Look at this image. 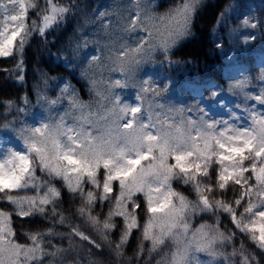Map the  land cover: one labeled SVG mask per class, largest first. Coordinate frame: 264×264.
I'll use <instances>...</instances> for the list:
<instances>
[{"label":"clouds","instance_id":"clouds-1","mask_svg":"<svg viewBox=\"0 0 264 264\" xmlns=\"http://www.w3.org/2000/svg\"><path fill=\"white\" fill-rule=\"evenodd\" d=\"M208 3L0 0V57L19 86L0 95V264H264V74L202 94L225 116L144 75L183 64ZM49 56L66 70L49 72Z\"/></svg>","mask_w":264,"mask_h":264},{"label":"trees","instance_id":"trees-1","mask_svg":"<svg viewBox=\"0 0 264 264\" xmlns=\"http://www.w3.org/2000/svg\"><path fill=\"white\" fill-rule=\"evenodd\" d=\"M241 1L242 0H234V3L232 4L230 0L228 8H225L224 5L226 0H209V3L204 7L203 11L198 14L197 22L194 25L197 35L185 41L178 49H176V54L184 58L183 64H178L175 65L174 68H172V66L171 68L166 69L177 74V80L179 83H182L184 79L192 77H197L199 80L203 78L212 79L216 83H223L228 79L223 75L222 68L227 64L233 63L234 60H239L245 64L244 69L241 72H250L256 69L257 76L263 74L264 68L252 64L250 53L264 52V21L263 19H260V21L257 22L256 29L245 26L243 24V19H240L239 13L234 7L235 4ZM88 2L91 4L93 3V0H88ZM165 2L166 0H161V5L163 6V3ZM237 21H239V27L234 29L231 33L228 32V25L235 24ZM213 24H215V27L210 32L209 27ZM72 27V22L69 21L65 27L59 31L58 35L55 32L51 33L56 37L55 42L51 45L53 49L56 47V44L63 40L67 33L71 31ZM247 29H251L255 32V40L252 43L240 44L239 37L243 36L242 33ZM35 39L36 38L34 37L33 40L35 41ZM218 40L224 41L220 48L214 46ZM229 50H231V55L230 58H227V52ZM27 52L28 57L25 72L30 73L32 61L35 57L33 56L30 47L27 49ZM40 63L48 68L49 72L66 70L61 64H55L53 66L51 56L48 58L41 57ZM180 67L184 70L183 75H180L179 73ZM14 68L15 65L9 63L8 58H0V95H9L13 92L14 88L16 91L19 90V86L16 85L15 81L8 80L9 70ZM159 68L160 66L152 69H145L144 75L154 76ZM73 83L80 86L81 89L83 88L79 81L75 80V77H73ZM183 95V103L191 100L190 97H188L187 91L183 90ZM170 99L177 102L175 96ZM0 136H3V134H0ZM25 219L27 220V218ZM28 222L33 225L44 223L39 218H33ZM21 232H23V228H21ZM77 239L79 238L77 237ZM65 243L67 242L65 241Z\"/></svg>","mask_w":264,"mask_h":264},{"label":"rangeland","instance_id":"rangeland-1","mask_svg":"<svg viewBox=\"0 0 264 264\" xmlns=\"http://www.w3.org/2000/svg\"><path fill=\"white\" fill-rule=\"evenodd\" d=\"M238 8L240 13V18H250L252 23L259 22V16H264V2H259L258 0H243L241 3L235 5ZM259 14V16L257 15ZM259 19V20H258ZM258 20V21H257ZM243 35L253 36L255 37V33L251 30L244 31ZM230 52H228V55ZM253 58V63L258 67H264V53L255 52L251 54ZM243 68L242 62H236L234 65L226 66L223 68V75L228 79L237 75L241 69ZM181 71V70H180ZM153 77H156L163 81L164 79L171 80V87L169 89L168 97L172 98L174 94H177V102L182 103V93L181 88H185L190 93L191 99H200L202 105L205 106L206 111L210 113V115L214 116H225V104L220 103L217 104L215 102L208 103L203 100V93L208 90V88H216L218 84L215 83L212 79H202L198 81L197 78L191 80H185L182 84V87L179 88V84L177 83V79L175 78V74L169 71H166L160 68L157 71V74ZM218 101H223V94L218 95ZM227 118V117H224ZM9 143H14L11 139L8 140Z\"/></svg>","mask_w":264,"mask_h":264},{"label":"snow or ice","instance_id":"snow-or-ice-1","mask_svg":"<svg viewBox=\"0 0 264 264\" xmlns=\"http://www.w3.org/2000/svg\"><path fill=\"white\" fill-rule=\"evenodd\" d=\"M247 23V22H246ZM255 25H253L254 27ZM15 35V33L13 34V36ZM11 40H12V37H9L8 41L6 42L8 44V47H9V52L11 51ZM9 52H0V55H3V56H7L9 55ZM138 109L136 108H133L132 109V112L135 113L137 112ZM245 147H251L250 144H246ZM230 150H233V151H237V149L233 148V149H230ZM238 151H243V149H238ZM259 155V153H258ZM255 178H256V182L257 183H261L262 181H264V170H261L260 172H257L255 173ZM238 184L240 183V181H236ZM224 185L222 184L221 185V188H223ZM240 201L238 200L237 203H239ZM149 211H151V209H149ZM107 226V225H106ZM33 239H35V237H33Z\"/></svg>","mask_w":264,"mask_h":264}]
</instances>
